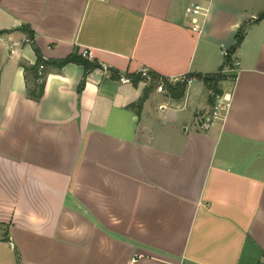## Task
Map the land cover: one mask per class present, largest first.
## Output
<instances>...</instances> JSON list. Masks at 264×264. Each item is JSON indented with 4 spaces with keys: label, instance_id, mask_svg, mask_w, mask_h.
I'll return each instance as SVG.
<instances>
[{
    "label": "crops",
    "instance_id": "crops-1",
    "mask_svg": "<svg viewBox=\"0 0 264 264\" xmlns=\"http://www.w3.org/2000/svg\"><path fill=\"white\" fill-rule=\"evenodd\" d=\"M205 8L193 28L189 5ZM264 0H0V264H264ZM218 119L200 77L227 66ZM91 49V69L43 67ZM192 74L143 95L141 69ZM30 81V74L27 75ZM28 81V82H29ZM161 98V100H156ZM157 101V102H156ZM210 104H209V102ZM207 122V123H206Z\"/></svg>",
    "mask_w": 264,
    "mask_h": 264
},
{
    "label": "trees",
    "instance_id": "trees-1",
    "mask_svg": "<svg viewBox=\"0 0 264 264\" xmlns=\"http://www.w3.org/2000/svg\"><path fill=\"white\" fill-rule=\"evenodd\" d=\"M264 18V10H262L258 16L257 19H262ZM243 34H244V25H241L238 30L237 33L235 34V41L234 44L228 49L229 53L234 52L236 47L240 44L242 38H243ZM28 40L31 43V46L35 52L36 55V59L33 65L27 66L25 64L22 65L24 73H25V84H26V90H27V95L34 99V100H38L43 92V77H44V69L42 68L40 71L38 70V66L40 64L44 65L46 63H50L55 65L56 67H61L62 65L68 63V62H76L79 63L83 66V73H82V77L77 85V92H80V90L83 87L84 84V79H85V75L93 68L99 67V65L97 63H95L94 61H90L88 59H84L80 56H75V55H68L67 57L63 58V59H59V60H45L42 58L41 54L39 53L38 49L34 46L33 42H32V34L28 33ZM228 62V59H227ZM222 69L219 68L217 72L215 73H211V74H204V75H198L196 74L195 76H198L201 78V80L203 81L204 84L207 85V87L211 90V96L210 98H214V95L216 94V92L218 93V91H215L217 88V82L221 79V77L223 76L222 73L220 72V70ZM40 72V73H38ZM30 74V81L27 77V75ZM149 76H150V82L149 85L146 86L143 89V95L142 97L139 99L137 104H140V102L145 98V96L147 95V93L149 92V88H156L158 82L162 83V87L163 89L166 91V93L174 99H179L183 96V93L185 91V87H186V81L185 79H183L182 81H177L175 83H169L164 77L153 73V72H148ZM193 76L192 74H187L184 77H191ZM144 79L143 77L136 75L135 79L139 80V79ZM29 81V82H28Z\"/></svg>",
    "mask_w": 264,
    "mask_h": 264
},
{
    "label": "built area",
    "instance_id": "built-area-1",
    "mask_svg": "<svg viewBox=\"0 0 264 264\" xmlns=\"http://www.w3.org/2000/svg\"><path fill=\"white\" fill-rule=\"evenodd\" d=\"M189 14L191 15L190 21L192 23L193 28H198L199 26V22H198V16H201L204 14L205 12V8L200 5L198 2H191L189 5ZM1 40V37H0ZM220 55L224 58V59H228V64L227 66H225L223 69L220 70L221 73L227 72L229 73V77L231 79V81H234L235 79V74L237 72V68H238V60L236 59V57L234 56L233 52L229 53V50L224 48L220 50ZM79 56L84 58V59H88L91 58L92 56V52L91 49H83L80 51ZM43 68V65L40 64L38 66V70L40 71ZM40 73V72H38ZM140 76L143 77L144 79L148 78V70L147 69H141L140 71ZM183 76L180 77H175L172 79H166L169 83H175L177 81H182L183 79H185L186 81V85L189 84L193 78L192 77H187L185 78ZM156 90L158 92H164V89L162 87V83L158 82ZM230 103H231V94L228 91L225 92H221V93H216L214 95V101L211 105V108L209 110V113L205 116H203L201 118L202 122H205L206 119L208 120H213V119H218L221 118L225 115V113L227 112V110L230 107ZM207 123V122H206ZM134 260L132 259L131 262L129 264H132Z\"/></svg>",
    "mask_w": 264,
    "mask_h": 264
},
{
    "label": "rangeland",
    "instance_id": "rangeland-1",
    "mask_svg": "<svg viewBox=\"0 0 264 264\" xmlns=\"http://www.w3.org/2000/svg\"><path fill=\"white\" fill-rule=\"evenodd\" d=\"M144 80H145V87H146V86L149 85V82H150V76H149V74H148V78H147V79H144ZM206 86H207V85H206ZM155 91L158 92V91L156 90V88H149V92H152V93H153V92H155ZM215 91H218V92H219L220 90H219L218 88H216ZM216 93H217V92H216ZM156 100H157V101H158V100H161V98H157ZM212 100H214V98H213ZM157 101H156V102H157ZM208 102H209V101H208ZM209 104H210V102H209Z\"/></svg>",
    "mask_w": 264,
    "mask_h": 264
}]
</instances>
